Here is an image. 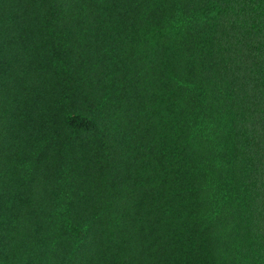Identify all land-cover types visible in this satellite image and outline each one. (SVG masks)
I'll return each mask as SVG.
<instances>
[{
  "label": "trees",
  "instance_id": "16d2710c",
  "mask_svg": "<svg viewBox=\"0 0 264 264\" xmlns=\"http://www.w3.org/2000/svg\"><path fill=\"white\" fill-rule=\"evenodd\" d=\"M0 264H264V0H0Z\"/></svg>",
  "mask_w": 264,
  "mask_h": 264
}]
</instances>
